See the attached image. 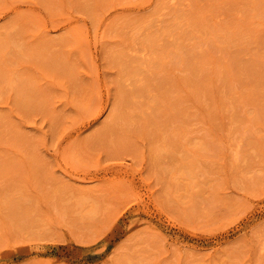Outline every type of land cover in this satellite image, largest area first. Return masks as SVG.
<instances>
[{
    "label": "rangeland",
    "instance_id": "obj_1",
    "mask_svg": "<svg viewBox=\"0 0 264 264\" xmlns=\"http://www.w3.org/2000/svg\"><path fill=\"white\" fill-rule=\"evenodd\" d=\"M0 264H264V0H0Z\"/></svg>",
    "mask_w": 264,
    "mask_h": 264
}]
</instances>
